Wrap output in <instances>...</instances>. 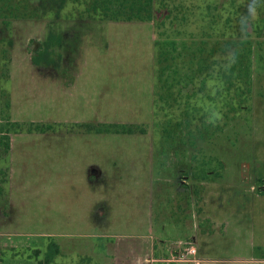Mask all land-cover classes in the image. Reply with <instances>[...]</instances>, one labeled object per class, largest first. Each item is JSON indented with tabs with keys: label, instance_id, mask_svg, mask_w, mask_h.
<instances>
[{
	"label": "rangeland",
	"instance_id": "374dc122",
	"mask_svg": "<svg viewBox=\"0 0 264 264\" xmlns=\"http://www.w3.org/2000/svg\"><path fill=\"white\" fill-rule=\"evenodd\" d=\"M202 1L201 6L206 8ZM229 1L219 0L213 16L223 20V6H229ZM73 8L70 3L59 16L52 13L12 19L8 25L0 23L2 136L10 139V135L31 132L27 129L31 123L50 125L46 132H32L49 133L51 141L54 139L51 148L56 150L60 149L58 145L64 148L70 143L59 141L63 134H80L79 168L21 167L16 162L9 186L6 173L0 207L11 199L14 208L9 216L0 213V264H38L40 258L35 251L44 250L50 241L65 247L52 264H94V261L81 262L80 244L105 233L128 232L122 226L126 216L145 215L122 212V208L134 209L137 200L143 205L147 200L146 216L161 215L159 193L163 182L155 184L153 178L164 177L168 174L165 165L172 166L171 171L184 155L194 160L192 166L197 172L205 168L209 177L215 178L210 179L204 193L205 212L212 216L213 224L203 223V227L213 234L197 236L199 256L205 259L203 264H264V39H252L255 44L252 98L233 123L222 125L223 132L209 139L195 140L183 133L184 126L176 127V123L183 121L180 106L185 104V94H182L179 105L174 102L172 109L159 112V121L168 120L166 114L170 113L172 127H176L174 135L166 137L164 133L163 139L156 132L153 96L150 92L149 98L148 89L155 72L154 24L105 21L93 17L82 5L79 12ZM191 9L186 15L181 12L172 29L169 23L163 27L164 38L176 35L189 39L190 43L192 36L203 32L202 12L199 15L194 5ZM243 18L250 22L254 15L245 12ZM214 40L212 37L211 44ZM34 42L38 44L36 50L31 49ZM208 106L206 99L199 104L198 118L206 114ZM87 123H139L135 125L144 126L149 135L88 133ZM207 133L203 129L204 136ZM154 140L159 150L155 155L158 159L164 156V162L161 160L164 168L159 172L151 167ZM30 142H37L35 146L40 148L48 140L33 137ZM77 145L72 143L71 149ZM219 161L223 162V169ZM158 165L155 164L157 171ZM97 168L104 173L101 179ZM130 170L132 178L124 174ZM109 176L122 180L112 182L116 185L111 188L99 184ZM166 189L163 195L168 192ZM101 193L110 204L103 217L95 208ZM203 210L201 203L197 212ZM199 221L200 218L198 224Z\"/></svg>",
	"mask_w": 264,
	"mask_h": 264
},
{
	"label": "trees",
	"instance_id": "16d2710c",
	"mask_svg": "<svg viewBox=\"0 0 264 264\" xmlns=\"http://www.w3.org/2000/svg\"><path fill=\"white\" fill-rule=\"evenodd\" d=\"M70 3L74 5L73 11L79 12L82 5L86 12L101 20L154 24V120L159 138L164 139V133L166 137L174 135L176 127L180 129L184 126L183 133L194 136L195 140L209 139L215 133L223 132L222 125L229 126L238 117L237 114L248 107L254 78L255 44L252 39H264V0H230L229 6H223V20L212 14L219 0H203L206 8L201 6V0H0V23L8 25L12 19L38 18L52 13L59 16ZM193 5L195 8L197 6L199 15L202 12L200 19L205 22L201 27L203 32L197 34L202 38L192 36L190 43L189 39H181L176 35L164 38L163 27L169 23L172 29L181 12L188 14L193 11ZM244 10L252 12L253 21L247 22L248 18H243ZM207 37L209 40H206ZM212 37L215 40L211 44ZM182 94H185V104L180 106L183 121L176 123L173 128L170 113L166 114L168 120L159 121V112L172 109L174 102L179 103ZM204 99L209 101V106L205 109L206 114L198 118V107ZM7 106H10L9 101ZM87 127L89 131L99 133L146 132L144 126L135 124H88ZM27 129L31 132H46L50 125L31 123ZM203 129L208 131L207 136H204ZM1 142V156L5 159L10 150V139L4 135ZM219 166L223 169V162L219 161ZM196 172L194 168L196 181L211 182L215 179L209 177L205 168ZM6 173L3 169L0 174L1 192ZM35 253L40 257L42 252L36 250ZM60 253L58 243L50 241L38 264H52Z\"/></svg>",
	"mask_w": 264,
	"mask_h": 264
},
{
	"label": "crops",
	"instance_id": "0c3cea01",
	"mask_svg": "<svg viewBox=\"0 0 264 264\" xmlns=\"http://www.w3.org/2000/svg\"><path fill=\"white\" fill-rule=\"evenodd\" d=\"M153 62L155 66V53L153 54ZM155 81H156L155 72H153V79L150 77V83H149L150 85L148 86L149 98H150V92L153 96V107L155 103L154 102ZM11 102H12L11 107L13 110V101L11 100ZM102 124H106V123H102ZM123 124H139V123H123ZM93 125H98V124H93ZM148 132L149 130L146 133H115V134L149 135ZM88 133L104 134L107 132L99 133L95 131H90ZM2 135L3 134L0 133V174L3 169L5 168L7 169L5 170L8 174L7 176L8 183L5 182L4 184L7 183L8 186L10 184V181L14 179V177H12L11 171H14V164H16V162L20 164L21 167H27L32 165V166H37L39 168L42 167L43 169H47L51 166L58 168L69 167L74 169H76V167L78 168L80 167V134L77 133L67 134V135L63 134V136H61V139L59 141L63 140L65 142H70V143L68 147H64V148L61 147L62 145H58L60 149L58 148L56 150H52L51 148L52 147L51 142H54V139L53 141H51L52 136L49 135V133H42V134L33 133V132L24 133L22 131L21 133H16L14 137L10 135V150L7 157L5 158L6 160L2 159L1 156ZM33 137H40L47 139L48 140L47 145L37 148L35 146L37 142H34L35 144L30 142V140ZM75 142L78 145L75 147V149H71L72 143ZM158 151H159L158 147H156V143L154 140L153 151H152L153 153L151 154V162H152L151 167H153L154 172H159V170H162L164 168V166L161 163V160H163L164 162V158H163L164 156L160 155V159H158V155H155V153L156 152L158 153ZM178 162L179 164L174 165L171 171L169 170L172 166L165 165V167L168 168V174H166L164 177L162 175H158L153 178L155 184H158L159 182H163V184L160 187V193H159V197L162 198V200H159V206L162 209L161 215L155 216V214L152 213L151 216H146L147 214H149L148 211L149 204L147 205V200L144 203V205L137 200L133 204L137 206L134 209H128L126 207H123L122 212L128 210L131 211V213L133 212L136 214L140 213L141 215L144 214L145 216H137V218L136 216H126L127 218L123 220L126 223H124L122 226L124 228H128V232L105 233L102 235L103 237L98 236L96 240H90L88 242L81 243L80 244L81 262L89 263L94 261V264H167L162 260L167 257V255L169 254V250L171 248H175L180 245H183L187 240L195 237L197 240V236L199 233L213 234V232L212 233L209 232L210 230L209 228L203 227V223H206L208 225L213 224L212 216H208V214L205 212V202H204L205 201L204 193L209 181L199 182L200 186L198 189L196 187L198 182L196 181V178L194 176V166H192L194 160H191V158L189 159V156L186 157L184 155L178 158ZM94 164L97 165V163ZM155 164L156 166L157 164H159L158 171L156 170ZM100 169L97 168L99 179L104 177V173L102 169L101 170ZM142 170L143 168L140 169V172H142ZM35 171H37V169ZM132 172L133 170H130V172L126 171V173L124 174L125 175L130 174L131 176ZM117 177L118 176H109L107 180H100L99 184L103 183L105 187L108 186L109 188L114 187L116 184H112V182H114L115 180L117 181L118 179L122 180V178H117ZM136 178L138 180L140 176L139 177L137 176ZM190 178H192V182L190 181ZM133 180H134V176H133ZM106 182L108 183L106 184ZM97 183L98 182H96V184ZM93 184H95V182ZM0 186H1V182H0ZM165 189L166 192L168 191L167 193H169L168 197H165L167 193L166 195H163ZM104 199H105V203H104ZM170 200L173 201L171 203V206L169 205ZM201 203H203L204 206V210L202 213L197 212V207ZM102 206H104L103 210H102ZM96 207H97L96 212L100 217H103L102 215L106 214V212L110 208V204L108 205V203H106V197L102 193L99 197V202L96 204L95 208ZM152 207H154L153 204ZM13 208H14L13 201L11 199H8V201H6L5 204L3 205V208L0 207V213L2 216H9ZM198 218H200L199 224H198ZM133 221H135V223ZM132 227L136 228V230L130 231ZM58 245L60 246V251L63 254L65 247L62 244H58ZM47 246L45 247L44 250L38 249L41 250L42 252L40 256H43V253L47 250ZM198 254H200L199 250H198ZM200 256L203 258V255ZM38 258L41 259L42 257H38Z\"/></svg>",
	"mask_w": 264,
	"mask_h": 264
},
{
	"label": "built area",
	"instance_id": "2783aa9c",
	"mask_svg": "<svg viewBox=\"0 0 264 264\" xmlns=\"http://www.w3.org/2000/svg\"><path fill=\"white\" fill-rule=\"evenodd\" d=\"M162 261L167 264H203L204 259L198 254L196 238H192L183 245L171 248Z\"/></svg>",
	"mask_w": 264,
	"mask_h": 264
},
{
	"label": "water",
	"instance_id": "95a60500",
	"mask_svg": "<svg viewBox=\"0 0 264 264\" xmlns=\"http://www.w3.org/2000/svg\"><path fill=\"white\" fill-rule=\"evenodd\" d=\"M37 46H38L37 42H34V43L31 45V49H32V50H36V49H37Z\"/></svg>",
	"mask_w": 264,
	"mask_h": 264
}]
</instances>
